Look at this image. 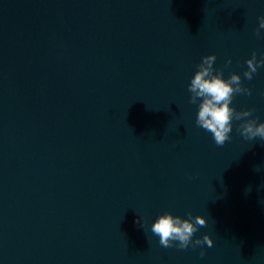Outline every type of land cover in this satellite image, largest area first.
Listing matches in <instances>:
<instances>
[{
    "label": "water",
    "instance_id": "95a60500",
    "mask_svg": "<svg viewBox=\"0 0 264 264\" xmlns=\"http://www.w3.org/2000/svg\"><path fill=\"white\" fill-rule=\"evenodd\" d=\"M264 0H0V264H264V140L217 145L187 84L202 54L264 119ZM230 57L231 63L225 64ZM205 216L163 246L162 210ZM204 254H200V248Z\"/></svg>",
    "mask_w": 264,
    "mask_h": 264
},
{
    "label": "clouds",
    "instance_id": "9594fccd",
    "mask_svg": "<svg viewBox=\"0 0 264 264\" xmlns=\"http://www.w3.org/2000/svg\"><path fill=\"white\" fill-rule=\"evenodd\" d=\"M264 30V15L258 16L257 33ZM216 54H202L192 72L187 88L189 99L196 103L195 123L211 133L214 142L222 145L229 139L233 120H239L238 130L246 139L259 137L264 140V119L253 116L251 108L237 109L232 103L234 93L251 94V89L241 83L239 72L231 71L227 76L222 69L214 67ZM247 67L243 70L245 78H251L258 66L264 65V53L257 57L255 51L245 58ZM231 58H225V64H230ZM206 223V218L200 213L193 215L187 211L185 215L170 210L158 212L151 220V231L158 236L163 246L186 248L202 243L211 245V236L204 232L202 236H194L198 226ZM200 254L204 249L200 248Z\"/></svg>",
    "mask_w": 264,
    "mask_h": 264
}]
</instances>
